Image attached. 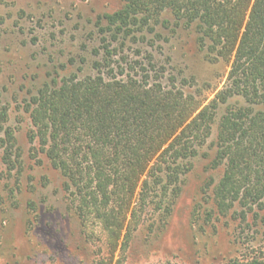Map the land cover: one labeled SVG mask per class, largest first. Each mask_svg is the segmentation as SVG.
I'll return each mask as SVG.
<instances>
[{
    "label": "trees",
    "instance_id": "1",
    "mask_svg": "<svg viewBox=\"0 0 264 264\" xmlns=\"http://www.w3.org/2000/svg\"><path fill=\"white\" fill-rule=\"evenodd\" d=\"M121 3L98 20L101 39L93 60L45 83L25 109L34 153L65 179L85 235L94 239L95 229L101 231L108 255L95 264H114L118 250L127 253L131 229L152 194L160 189L166 198L193 161L207 156L203 150L215 128L211 170L223 174L206 188H212L216 212L227 217L239 207L243 223L264 225V0ZM166 25L194 31L214 61L231 64L225 90L210 104L204 105L199 89L188 94L195 83L169 76L153 54H125L127 44L149 35L157 42V29ZM233 99L245 105H230ZM8 117L7 110L0 112V148L12 171L15 138L3 126ZM154 203L158 210L161 202ZM228 264H264V251Z\"/></svg>",
    "mask_w": 264,
    "mask_h": 264
},
{
    "label": "rangeland",
    "instance_id": "2",
    "mask_svg": "<svg viewBox=\"0 0 264 264\" xmlns=\"http://www.w3.org/2000/svg\"><path fill=\"white\" fill-rule=\"evenodd\" d=\"M121 7V0H0V112L8 111L4 130L15 138L12 171L0 148V264H95L108 255L98 228L94 239L85 235L65 179L43 154L34 153L25 109L45 83L77 73L83 60H93L101 39L98 20ZM156 35L161 36L157 42L149 35L127 44L125 54L132 59L153 54L169 76L195 83L185 90L199 89L205 106L225 90L231 64L214 61L194 31L166 25ZM229 104L245 105L238 99ZM216 135L215 128L203 150L207 156L193 161L191 172L170 187L166 198L160 189L152 194L131 229L127 253L118 250L114 264H228L264 251V225L243 223L239 207L220 217L212 188H206L223 174V169L211 170ZM154 201L161 202L158 210Z\"/></svg>",
    "mask_w": 264,
    "mask_h": 264
}]
</instances>
